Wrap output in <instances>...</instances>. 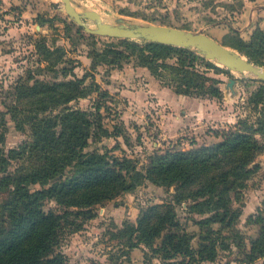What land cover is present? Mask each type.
Listing matches in <instances>:
<instances>
[{"label": "trees", "instance_id": "trees-1", "mask_svg": "<svg viewBox=\"0 0 264 264\" xmlns=\"http://www.w3.org/2000/svg\"><path fill=\"white\" fill-rule=\"evenodd\" d=\"M37 18L41 25L49 23L52 27L51 20L41 15ZM63 22L70 30L71 25ZM78 31L83 29L78 27ZM109 40L114 42L106 44L103 52H94L92 67L104 64L122 68L123 61L134 58L136 67L147 68L161 85L178 95L211 99L224 96L223 82L209 72L227 70L192 50L137 40ZM35 48L44 57V69L64 79L71 75L75 80L50 83L30 75L29 84L19 81L6 110L0 109V194L7 195L0 205V264H68L61 251L63 237L81 231L85 221L96 217L98 206L134 193L144 181L174 187V202L163 206L162 211L160 206L148 208L137 224L126 222L113 234L123 239L122 245L128 249L124 255L145 247L166 264H204L216 260L218 248L228 250L233 244L242 249L246 245L234 230L241 214L233 202L240 201L241 191L260 169L256 159L264 152V86L249 98L253 110L259 113L255 121L240 119L234 130L222 132L220 141L212 146L156 154L142 172L136 160L115 156L112 150L87 151L91 142L121 136L117 127L110 132L103 124V103L99 99L105 98L108 91L93 80L90 93L85 92L88 75L77 78L75 66H63L73 62L67 59L63 47L49 46L41 36ZM234 48L251 62L264 66L263 29L256 28L249 40L238 38ZM108 56L112 59L107 60ZM59 88L76 92H58ZM91 93L97 94L94 110L70 106ZM7 116L17 130H30L28 141L9 150L5 149ZM51 201L63 212L45 210ZM185 203L191 219L201 216L195 222L201 233L205 227L220 225L227 234L220 229L214 238L211 234L215 232L210 234L208 230L202 234L199 248H193L192 237L182 227L176 210L177 205ZM248 222L260 228L257 237L249 241L244 262L264 264V210Z\"/></svg>", "mask_w": 264, "mask_h": 264}, {"label": "rangeland", "instance_id": "rangeland-1", "mask_svg": "<svg viewBox=\"0 0 264 264\" xmlns=\"http://www.w3.org/2000/svg\"><path fill=\"white\" fill-rule=\"evenodd\" d=\"M55 4L60 5V8L55 9ZM73 4L80 13L88 10L97 11L105 22L111 24H117L122 20L127 25L155 24L202 32L238 52L239 50L234 48L238 38L249 40L256 28L264 30V10H260L257 15L254 14V18L258 20L256 26L252 28L251 24L249 25V10L254 7L261 9L264 0H73ZM38 15L43 16L46 21L51 20L52 27L48 25L49 23L41 25ZM62 20L71 25L70 30L67 31ZM86 22L91 28L96 27L92 21ZM73 23L67 16L61 0H16L15 2L7 0L6 3L0 0L1 110L5 111L6 106L10 104L16 84L20 81L28 85L30 75L50 83L75 80L71 75L64 79L59 73L55 74L44 69L45 65L42 62L44 57L35 48V43L43 36L49 46H61L66 50L67 59L73 62L64 64L65 68L75 66L74 72L77 78H82L87 73L88 79L85 83L87 87L83 89L85 92L90 93L89 84L93 80L103 91H108L105 98L99 99L103 103L101 109L103 124L110 132H114L117 127L121 136L118 139L110 137L102 138L100 142H91L87 151L112 150L111 154L115 156H127L136 160L142 172L147 170L151 158L156 154L212 146L220 141L222 132L234 130L240 119L255 121L259 115L258 111L253 110L249 98L264 86V82L247 73L230 72L213 62L228 72H209L210 76L219 78L223 82L221 84L223 98L184 99L187 102L185 108L197 109V105H201L199 111L192 115L191 112L182 114L176 110L175 116L182 118L180 126H173V130L166 132L162 128L163 120H161L162 113L165 112L159 111L163 103H160L157 95L151 94L148 98L153 103L151 105L147 104V100L142 101L140 97L131 103L130 98L122 92L123 88L127 90L137 86L135 82L137 75L130 70L132 66L136 67L135 59L123 61L122 68L104 64L96 68L92 67V62L95 61L94 52H103L106 44L114 41L106 37L89 35L84 30L79 32L78 25ZM87 56L90 59L87 60ZM111 56H108L107 60L112 59ZM125 66H128L129 70L122 71ZM121 73L130 82L124 83ZM230 80L235 81L232 88L228 86ZM156 81L161 85L158 80ZM140 84L145 87L147 83L142 81ZM57 91L76 92L73 88L69 90L59 88ZM95 100L97 94L91 93L87 98L73 101L70 106L91 111L94 110ZM164 101L172 102L170 97ZM171 111L170 109L166 113H172ZM170 128L172 126H169ZM29 135L28 127L21 131L17 130L11 117L7 116L6 150L16 148L28 141ZM262 142L264 143V139ZM116 145H119L121 150L115 149ZM256 163L260 165L258 173L241 191L240 201L233 202V207L240 210L241 214L234 224V230L241 234L246 245L242 249L233 244L228 250L218 248L216 260L204 264H246L244 262L246 248L260 228L258 225L249 224L248 220L264 210V152L256 159ZM174 194V187H158L149 181H144L134 193L125 194L98 206L95 210L96 217L85 221L81 231L63 237L61 251L67 256L68 264H166L158 255L145 247L131 251L134 253L128 256L124 255L128 249L122 245L123 239L115 238L113 234L123 229L126 222L137 224L139 216L148 208L171 206L174 202ZM6 198L7 195L0 194V205ZM186 206L187 203L177 205L176 210L182 227L192 237L193 248H199L204 232L211 230L210 234L212 231L215 232L211 235L216 238L221 227L220 225L205 227L201 233L200 227L195 223L201 216L196 215L195 219H191L193 217L186 211ZM49 209L63 212L62 208L52 201L46 203L45 210ZM162 210L163 208L159 211ZM221 232L227 234V230L221 229ZM156 244H160V240ZM255 264L262 262L258 261Z\"/></svg>", "mask_w": 264, "mask_h": 264}, {"label": "water", "instance_id": "water-1", "mask_svg": "<svg viewBox=\"0 0 264 264\" xmlns=\"http://www.w3.org/2000/svg\"><path fill=\"white\" fill-rule=\"evenodd\" d=\"M67 16L82 28L87 34L112 38L153 42L177 48L194 51L208 61L226 68L230 72L249 74L259 81L264 82V67L259 66L238 51L230 49L214 38L202 32H191L184 29L164 25H127L120 20L117 24L105 22L96 11L88 10L80 13L73 4V0H61ZM59 9L60 5H54ZM92 21L95 28L86 22ZM234 80L228 86L232 88Z\"/></svg>", "mask_w": 264, "mask_h": 264}, {"label": "crops", "instance_id": "crops-1", "mask_svg": "<svg viewBox=\"0 0 264 264\" xmlns=\"http://www.w3.org/2000/svg\"><path fill=\"white\" fill-rule=\"evenodd\" d=\"M7 0H2V2L6 3ZM10 2V0H8ZM12 1H16V0H12ZM259 8H251L249 10V25L251 24V27L253 28V26H256V22L258 21L257 18H254V14L257 15V13L260 10H264V5ZM97 12V11H96ZM100 14V13H99ZM256 23V24H255ZM255 24V25H254ZM90 59L87 56V60ZM128 66H125L123 69H121L122 71H127L129 70L127 68ZM130 68V66H129ZM130 70H132V72L134 74L137 75V78L135 79V82H137V86L135 85L134 88L132 89H125L123 88V94H126V96L129 99V101L135 102L136 98L140 97V99L143 100H147V104H151L153 105V103H151V101L148 100V98L151 96V94H155L158 96V98H160V103H163V107L161 109H159L160 112H165L162 113L163 115L161 116L163 120L162 124H163V129L166 132H170V130H173V126L175 127H179L180 126V121L182 118L175 116L176 110L180 111L182 114H188L189 112H191L192 115L197 114V112L199 111L201 105H197V109H195L194 107L192 108H185L187 102H185L184 99H192L191 97H187V96H183V95H178L176 94L174 91H172L171 89H167L163 86H161L160 84L157 83L156 79L150 74V72L148 71L147 68L144 67H131ZM118 71V70H117ZM121 77L124 81V83L130 82L129 79H127L123 73H121ZM142 81H145L147 84L144 85L140 84ZM156 96V97H157ZM170 97L172 102H168V101H164V99ZM131 99L133 101H131ZM183 99V100H180ZM195 99V98H194ZM138 102V101H137ZM204 103V102H203ZM171 109L172 113H166V111H169ZM177 111V112H178ZM175 120V121H173ZM169 126H172V128L169 129ZM217 140V139H216ZM218 141V140H217ZM216 142V141H215ZM217 143V142H216ZM258 235V234H257ZM257 235H255L253 237L256 238ZM247 249H249V247H247ZM136 250V249H135ZM134 253V252H131Z\"/></svg>", "mask_w": 264, "mask_h": 264}, {"label": "bare ground", "instance_id": "bare-ground-1", "mask_svg": "<svg viewBox=\"0 0 264 264\" xmlns=\"http://www.w3.org/2000/svg\"><path fill=\"white\" fill-rule=\"evenodd\" d=\"M237 75V74H236Z\"/></svg>", "mask_w": 264, "mask_h": 264}]
</instances>
